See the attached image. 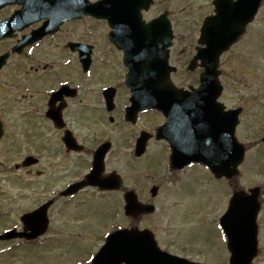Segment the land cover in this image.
Returning <instances> with one entry per match:
<instances>
[{
    "label": "flooded vegetation",
    "instance_id": "flooded-vegetation-1",
    "mask_svg": "<svg viewBox=\"0 0 264 264\" xmlns=\"http://www.w3.org/2000/svg\"><path fill=\"white\" fill-rule=\"evenodd\" d=\"M66 1L70 7L78 8L84 0ZM128 1L115 0V12L127 18L120 26L122 31L115 33L118 28H112L106 19L89 15L68 18L19 54L10 53L0 70L2 80L8 76L15 79L8 84L10 89L0 92V171L20 184L18 193L0 190V234L10 229L22 232L21 217L35 210H40V218L47 220L45 233L35 240L0 242V258L14 257L18 251L51 256L56 250L66 249L71 264H91L105 244L110 222L115 230L120 199L125 193L133 192L141 206L154 208L150 213L126 217L128 227L149 228L143 226V220L158 211L156 204L163 184L176 185L169 190L175 199H188L193 193H186L185 188L196 184V168L213 177L207 168L193 162L179 170L171 168V135L165 113L148 108L128 109L132 94L126 84L129 70L124 64L122 46L128 48L133 39L142 38L127 31L129 26L125 23L131 9ZM215 1L194 2L196 14L190 27L181 24L182 0H140L135 5L145 24L160 18L157 26H161H150L145 34L148 42L157 40L159 45L162 32L170 31L168 63L175 68L170 72V80L184 94L178 98L175 132L182 158L199 149L201 137L205 139L204 131L200 134V123H206L207 112H200L198 99L188 96L194 94L191 87L198 85L207 62L205 41L210 42L212 36L204 35L203 29L205 22L218 14ZM240 1L224 0V16L220 19L224 23L223 36L229 35L231 39L234 31L237 34L217 60L222 86L217 101L221 111L215 107L208 113L214 125L209 129V149L212 155H223L225 160V122L232 110L240 114L236 136L245 147V155L255 160L264 148V0H252L250 6ZM174 3L176 6H172ZM23 7L22 3L3 7L0 20ZM26 21L30 20L23 21L22 17L20 28L0 41V55L9 53L19 40L31 38L44 23L39 19ZM234 63L239 64L241 72L232 69ZM244 118L247 122L241 128ZM159 127L163 131L158 139ZM28 161L32 163L27 164ZM94 164L96 183L102 178L114 180L117 174L121 186L104 190L95 184L71 189L74 184L83 183ZM152 170L157 174L166 172L160 175L159 183L152 182ZM219 180L231 188V180ZM237 188L238 185L234 187ZM210 207L204 206V210L210 209V213ZM204 210L199 215L188 208L182 215L190 219L197 216L202 222L207 215ZM14 214V222L8 226L6 217ZM174 214V209L173 214L168 210L166 218ZM103 218L106 224H101ZM79 252L82 256L76 258Z\"/></svg>",
    "mask_w": 264,
    "mask_h": 264
},
{
    "label": "water",
    "instance_id": "water-1",
    "mask_svg": "<svg viewBox=\"0 0 264 264\" xmlns=\"http://www.w3.org/2000/svg\"><path fill=\"white\" fill-rule=\"evenodd\" d=\"M138 1L140 2V0ZM138 1H128L131 9L128 11L129 21L125 25L129 26L127 29L129 34H138L142 38L133 39L132 44L128 48L122 46L125 52V63L129 67L127 83L133 93L132 100L135 108L157 109L163 111L167 116L168 130L171 135L170 144L173 151L171 157L172 166L181 167L185 163L198 161L207 165L216 176L224 175L228 178L232 177L236 173V166L241 162L243 157V148L234 138V129L237 124L236 114H233L231 122L227 121L226 124L230 159L225 160L224 158H217L212 155L209 149L210 135H208V131L213 124V121L208 118V113L212 109L214 110L215 107L218 110V107L214 105V98L217 97V94L214 93L219 91L216 80L217 72L215 70L217 58L234 41V36L237 34L234 31L231 39L229 35L226 38L223 36L224 23L220 22V19L224 16V0L215 1L218 14L214 19L207 20L204 24V35H210L212 39L210 42L209 40L205 41L207 45V48L204 50L207 53V62L203 65L205 72L201 78V85L193 97L200 102V112L202 110L207 112L206 123L204 125L201 124L202 122L200 123V134L204 131L205 139L202 140L201 137L199 139V149L194 150L185 159L180 154L179 140L175 133L179 109L178 98L183 97L184 94L182 95L170 85L168 77L171 68L167 64L168 52L166 48L170 45V31L168 32L167 29V32H162L163 35L158 42L161 44L157 45V40L148 42L145 39V34L150 31V26L152 28L161 26H157L160 20L158 19L147 25L140 22L139 9L135 6ZM64 2L66 0L62 2L48 0H34L32 2L6 0L0 1V8L7 3L24 4L23 13L30 10L34 11V15H32L33 17L30 20L47 19L42 31H53L63 20L78 16V14H91L95 17L106 18L112 28H118L115 29V33H117L122 31L120 28L123 24L122 21L127 19L122 13L118 15L115 12V0H105L96 4H88L84 1L82 8L62 13V5L60 4ZM240 2L250 6L252 0H241ZM146 4H148V1ZM244 21H246V18ZM24 24L23 26H25ZM16 28L19 27H9L8 24L1 22L0 39L10 36ZM204 127H206V131ZM257 194L258 189L252 190L250 196H246L242 192L234 193L227 212L221 218L220 224L227 237V247L231 252L229 264H251L257 255L256 217L259 210V204L256 200ZM126 202L125 209L127 214L139 210V206L132 194L126 196ZM122 262L125 264H197L160 251L150 232L134 229L120 230L109 236L106 245L94 259L93 264H121Z\"/></svg>",
    "mask_w": 264,
    "mask_h": 264
},
{
    "label": "rangeland",
    "instance_id": "rangeland-1",
    "mask_svg": "<svg viewBox=\"0 0 264 264\" xmlns=\"http://www.w3.org/2000/svg\"><path fill=\"white\" fill-rule=\"evenodd\" d=\"M196 0H182V25L190 27L193 19L195 18V10L193 4ZM178 2V1H177ZM180 4V3H178ZM172 6H176L174 3ZM263 19H264V7H263ZM264 31V23H263ZM3 51V46H0V53ZM264 59V57H263ZM264 64V60H263ZM264 67V66H263ZM232 69L234 71L241 72L239 64H233ZM264 73V72H263ZM15 79L12 76H8L6 79L0 78V92L5 89H10L9 85L14 82ZM226 82H229L226 80ZM1 94V93H0ZM247 118L242 120L241 128L246 125ZM264 124V123H263ZM263 159L261 164L264 166V148L262 149ZM12 162L8 163L11 165ZM260 163V162H259ZM258 166V162L256 163ZM196 184L189 188L186 186V193H193L192 197L188 199H175L173 194L169 191L176 185L163 184L164 190L160 198L158 199V211L156 214L147 217L143 220V226L149 227L156 235L158 243L162 249L169 252H175L179 255H185L190 259L199 260L206 264H226V247L222 240L221 232L218 227V221L220 215L224 212L227 206L228 193L230 189L223 181L214 179L209 173L202 172L196 168ZM124 173H127L126 171ZM8 173L0 171V190L11 191L12 193L19 192L20 184L13 180L12 177L7 176ZM166 174L165 171L157 172L151 171L152 182L159 183L160 175ZM25 176L24 179H26ZM154 178V179H153ZM24 185V184H23ZM240 186L243 189H247L253 186H260L262 189V205L258 215V246L259 253L254 261V264H264V169L254 168V165L247 164L243 167L238 177L232 182L231 189L235 186ZM195 193V194H194ZM182 196H185L184 193ZM1 202V200H0ZM192 203H195L194 208L191 209ZM123 206L122 198L120 199L119 214L117 215L115 222L120 226H128V220L124 217L121 208ZM210 209L204 210V206ZM2 206L0 205V208ZM190 209L197 214H207L204 221L198 220L196 216L194 218H185L182 214L187 209ZM174 216L166 218L168 210ZM5 211V210H3ZM18 208L15 210L16 216H18ZM15 214L8 218V226L10 222H14ZM104 216V215H103ZM165 219H162L164 218ZM176 219H175V218ZM7 219V218H6ZM106 220L103 218L101 224H106ZM111 223V222H110ZM69 252L64 250H57L51 256H39L35 254V260L38 264H69ZM14 257L0 258V264H34L33 256L25 251H18L14 253ZM82 253L79 252L76 258H80Z\"/></svg>",
    "mask_w": 264,
    "mask_h": 264
}]
</instances>
